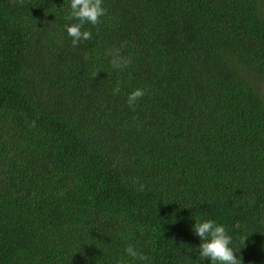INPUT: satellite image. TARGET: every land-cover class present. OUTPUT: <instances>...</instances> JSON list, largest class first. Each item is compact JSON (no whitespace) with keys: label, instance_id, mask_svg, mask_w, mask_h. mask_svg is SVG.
Instances as JSON below:
<instances>
[{"label":"trees","instance_id":"16d2710c","mask_svg":"<svg viewBox=\"0 0 264 264\" xmlns=\"http://www.w3.org/2000/svg\"><path fill=\"white\" fill-rule=\"evenodd\" d=\"M103 6L73 47L70 0H0V264H211L195 220L264 264L262 1Z\"/></svg>","mask_w":264,"mask_h":264},{"label":"clouds","instance_id":"9594fccd","mask_svg":"<svg viewBox=\"0 0 264 264\" xmlns=\"http://www.w3.org/2000/svg\"><path fill=\"white\" fill-rule=\"evenodd\" d=\"M105 14L106 9L103 6V0H70V10L65 19L76 20L78 23L65 25V28L68 36L72 38L73 47L79 46L81 41L92 39V33L87 30L82 31V27L85 24L97 26L101 23L100 18ZM108 54L111 56L110 63L114 69H123L130 63L127 58L120 54L119 49L112 50ZM119 92V86L113 89L114 95ZM144 95L143 89L137 88L132 91L127 97L129 107H133L136 101ZM33 126H35L34 121ZM195 221L192 231L201 240L198 251L202 260H210L211 264H241V260L235 255V251L230 246L232 236L229 235L224 225L218 224L214 220ZM234 227L240 228V223L237 222ZM124 252L140 264L148 260L145 254L137 251L132 245H128Z\"/></svg>","mask_w":264,"mask_h":264},{"label":"rangeland","instance_id":"374dc122","mask_svg":"<svg viewBox=\"0 0 264 264\" xmlns=\"http://www.w3.org/2000/svg\"><path fill=\"white\" fill-rule=\"evenodd\" d=\"M261 1H262L263 5H264V0H261Z\"/></svg>","mask_w":264,"mask_h":264}]
</instances>
